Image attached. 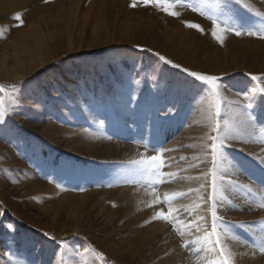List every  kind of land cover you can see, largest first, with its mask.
<instances>
[{
  "label": "rangeland",
  "instance_id": "374dc122",
  "mask_svg": "<svg viewBox=\"0 0 264 264\" xmlns=\"http://www.w3.org/2000/svg\"><path fill=\"white\" fill-rule=\"evenodd\" d=\"M244 2L251 12L229 0L231 11L248 20L264 13V0ZM133 3L44 0L42 15L32 20L26 14L33 6L0 0V101L7 109L0 123V264H187L159 253L156 222L168 225L200 264L197 251H207L196 241L210 230L214 203L205 145L209 135L225 134L216 201L232 183L259 195L249 199L229 187L216 211L236 244L259 251L264 138L249 135L243 94L264 86L251 80L264 81V40L227 33L220 44L210 21L191 11L177 9L181 16L174 18ZM224 3L207 0L206 11L226 12ZM161 55L180 67L164 64ZM183 69L218 78L225 131L212 132L208 93ZM255 105L264 121V94ZM156 154L164 160L163 182L131 163ZM171 193L183 195L171 205L154 202ZM170 206L179 231L154 219Z\"/></svg>",
  "mask_w": 264,
  "mask_h": 264
},
{
  "label": "snow or ice",
  "instance_id": "6c2138e0",
  "mask_svg": "<svg viewBox=\"0 0 264 264\" xmlns=\"http://www.w3.org/2000/svg\"><path fill=\"white\" fill-rule=\"evenodd\" d=\"M47 2V0H46ZM144 6L155 7L158 11H162L168 16L179 18L181 12L177 9H183L186 11H191L210 21L211 27V36L220 44L224 43L225 34L232 33L236 36L248 35L254 36L258 39L264 40V13L255 12L253 14L254 18L251 20L245 19L243 17L237 16L234 12L231 11L229 0H225L224 11L221 9L218 14H209L206 11L207 0H140ZM236 5L247 9L251 12L249 5L244 2V0H234ZM132 6H136L135 0ZM17 20H20V16L15 17ZM181 23L185 27L190 29H195L202 34L205 32V29L202 28L199 24L193 23L190 21L182 20ZM159 60L163 61L164 64H171L173 68L180 67L179 65L173 63L171 60L166 59L164 56H159ZM191 77H194L196 81L202 82L204 88L202 91L206 90L208 93V99L211 100V107L215 109L214 115L212 116L211 130L212 132L220 133L225 131L221 128L218 117H220L221 112L220 108L223 101L220 99V89L222 85L218 82V78L211 75H203L195 71H189L188 69H183ZM252 81L258 82V84H264V81H261L259 76H251ZM4 88L0 87V92H3ZM15 91V89H13ZM259 94H264V86L253 87L250 91H246L243 95L247 100V103L244 105L245 115H246V128L251 129L249 135L255 136L257 133L260 137L264 138V121L258 120L256 112L254 111L255 100ZM240 95V93H238ZM7 109L4 107V102L0 101V123L4 122ZM212 143L210 145H205V147L210 149L212 156L213 172H212V192H213V206L211 211L212 223L210 230H205V235L202 238H198L196 243L201 245V251H209L205 246L208 244L212 245L210 249L211 252L215 253L214 264H234V253L229 248L226 240L227 239L236 240L237 238L232 236L228 231L227 226L223 224L222 218L218 215L216 211L217 203H224L228 198L223 193L231 189H243L247 194H249V199H256L259 195V192L251 187L249 184L236 185L235 183L230 184L228 187L221 188V199L216 201L215 193L217 191L216 184V167L224 159L223 148L225 147V141L228 139L227 134L225 135H216L207 137ZM136 165L137 168L144 173H147L153 177H156L158 182H163L160 180V170L164 166V160L160 154L151 155L146 158L135 160L131 162ZM260 163L264 165V160H261ZM172 175V174H170ZM183 195L182 193H171L165 194L163 201L157 197L155 203H166L171 205L174 199ZM151 206V205H149ZM260 207H264V203H260ZM173 209L169 207L168 213L165 214L162 210L156 213L154 219L164 220L169 224H172L174 228L179 223L178 217L172 216ZM219 222V223H218ZM179 231L178 228H176ZM261 231H264L262 229ZM188 245H184L187 247ZM94 251V250H93ZM259 251L264 253V237H262L259 242ZM101 259L103 255L99 254Z\"/></svg>",
  "mask_w": 264,
  "mask_h": 264
},
{
  "label": "bare ground",
  "instance_id": "6f19581e",
  "mask_svg": "<svg viewBox=\"0 0 264 264\" xmlns=\"http://www.w3.org/2000/svg\"><path fill=\"white\" fill-rule=\"evenodd\" d=\"M23 1L25 3L23 5V6H25L24 9H27V7L33 6L31 10H28L27 14L25 13L30 19L35 20V18L37 19L38 17H40L42 15L43 10L45 8L43 5L44 0H23ZM12 5H13V3H12ZM14 5H16V4H14ZM229 217L231 219L232 218H234V219H242V218L247 219V216H244V215H240V216H237V215L234 216L233 215V217H231V216H229ZM153 227H154V234L156 233L158 236H160L161 242L159 243L160 244L159 250H161V252H159V253H162L165 260L170 261V259H171V262L176 260V261H180V262H185L187 264H193L191 262L192 258L190 256H187L186 252L181 247V241L178 240L176 235H173V232H172L171 228L168 227V225H165L162 222H156L155 225H153ZM186 235L188 236V234H186ZM225 240H226L229 248L234 253V264H264V253H261L260 251H258L256 249L253 250L250 247H247L244 245L240 246L239 244H236L237 241L227 239V237L225 238ZM148 242L149 241H146L145 244H147ZM246 247H247V249H246ZM194 249L192 251H194ZM197 253H198V256L196 257V259H197V262H199L200 264H202L203 261H205L206 257H207L206 261L211 260V259L213 260V258H215V253L211 252L210 249H209V251L204 252V253L199 252V251H197ZM194 255L195 254L192 255L193 258H194Z\"/></svg>",
  "mask_w": 264,
  "mask_h": 264
}]
</instances>
